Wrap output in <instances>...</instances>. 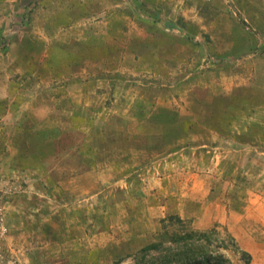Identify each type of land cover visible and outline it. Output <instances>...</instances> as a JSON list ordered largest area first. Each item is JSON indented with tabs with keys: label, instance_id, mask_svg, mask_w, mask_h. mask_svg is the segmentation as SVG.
I'll use <instances>...</instances> for the list:
<instances>
[{
	"label": "rangeland",
	"instance_id": "374dc122",
	"mask_svg": "<svg viewBox=\"0 0 264 264\" xmlns=\"http://www.w3.org/2000/svg\"><path fill=\"white\" fill-rule=\"evenodd\" d=\"M166 106L189 136L144 122ZM100 124L101 184L66 195ZM186 184L197 208L173 223ZM200 229L264 264V0H0V264H161ZM155 241L170 251L141 256Z\"/></svg>",
	"mask_w": 264,
	"mask_h": 264
},
{
	"label": "crops",
	"instance_id": "0c3cea01",
	"mask_svg": "<svg viewBox=\"0 0 264 264\" xmlns=\"http://www.w3.org/2000/svg\"><path fill=\"white\" fill-rule=\"evenodd\" d=\"M169 24H171V26H170V29L167 28L168 31H172V33H173V30H177L176 29V28H178L177 24H174V23L173 24L169 23ZM172 25H174L175 27H172ZM169 35L171 36L172 39H176V38H174L175 35L170 34V33H169ZM162 51H165V50H162ZM196 86L200 87L199 84H196ZM84 116L86 118V117H89L90 114L85 113ZM142 117H143V115H142ZM191 117L192 116H190L189 114H181L178 110L171 109V108H168V106H166V107L156 109L154 111V113H147V115H145V113H144V118H145L144 122H147V123L156 122L157 125L158 124L161 125V128H159V125H158V128L160 131H162L165 122L169 121L170 123H172V127H174V131L179 130L180 131L179 134L181 135V137H185V136H189L191 134V132L194 131V130L190 131V127L191 128L196 127V126H194V123H193V120ZM82 118H83L82 113L79 115L71 116V118H70L72 120L71 123L73 124L78 119H82ZM83 127H84V125H83ZM97 129L100 130V132L98 134L95 131L96 128H93V131L87 130L86 132H85V130H83V132L78 130L79 132H81L83 134L84 137L83 136L82 137L85 139L84 140L85 145H87V148H85V145H84L83 148H81V150L78 151V154H77L80 157V161L83 164L82 167H84L85 169L81 172V175H78V177H74V179H71V181L60 182V184L63 186V189H64L66 195L71 196L70 193L74 194V193H77L79 190L81 191V193H90L91 191H94V190H92L93 187L91 184L90 185L88 183H86L87 185L85 184V182L87 180L89 181V179H91V181H93L94 185L101 184V182L98 181V179L96 178L97 176H95L94 173H95L97 164L100 161H102L101 159H103L102 157L104 156V148H103V146L99 147L98 145H96L97 143L93 144V142H95L96 137H99L100 135H102L104 133V131H106V130L103 129V126L101 124H100V126H98ZM102 130H104V131H102ZM164 133L165 132H162L163 138L165 137ZM169 133L172 134L171 132H169ZM66 134L67 133L61 132V133H59V135L55 136L54 139L57 140L59 138H62V136L66 135ZM66 136H68V135H66ZM110 137H111V139H116V138H114L113 132L110 133ZM159 137L161 138V134H159ZM178 139L174 140L173 144L171 146H168L169 147V150H168L169 153H167V154L171 155V154L177 153L176 147L178 146V141H179ZM113 152L114 151H111V150L109 151L110 157H113V155L115 154ZM153 155L160 156V155H164V154H160V155L153 154ZM166 156H168V155H165V157ZM154 158H156V157H154ZM77 170H79V169H77ZM87 174H92L93 177L88 178ZM67 182H69V184H67ZM77 183H81L80 188H76ZM99 195H100V191H96L93 194H91L90 197H94V196L96 197ZM195 195L196 194L193 192L192 188H189L187 186V184L183 185L182 189H180V198L178 199L180 201V206L182 205V208H180L177 215L173 214V216L171 215L168 219L173 221V223L174 222H177L180 224L185 223L184 219H187L190 216H192L193 215V208H195V207L197 208L196 202L198 200H197ZM141 213H144V211H142ZM223 213H225V211L224 212L223 211L221 212L219 210L217 211V215L220 218H222ZM164 221L166 222V220H164ZM220 222H221V220H220ZM133 227H134V225H133ZM200 230H201L200 232H202V229H200ZM205 230H207V229H205ZM229 237H232V236H229ZM97 239H98L97 237H94V240L96 242L92 246V247H94L93 250H95V249L98 250V248L103 249V248H101L102 246L96 244V243H98ZM157 243H160V242H157V241L152 242L151 244L145 246L144 248H146L152 244H157ZM163 244H164V242H163Z\"/></svg>",
	"mask_w": 264,
	"mask_h": 264
},
{
	"label": "trees",
	"instance_id": "16d2710c",
	"mask_svg": "<svg viewBox=\"0 0 264 264\" xmlns=\"http://www.w3.org/2000/svg\"><path fill=\"white\" fill-rule=\"evenodd\" d=\"M218 236V232L216 230H212L209 232H198V231H190L185 233L184 235H177L172 238L173 243L178 246V250L176 253L173 252L172 255L162 256L161 264H177L180 262L183 264V261L186 264H228L229 259L226 258L225 255L220 253L219 251L207 252L202 245H198L200 242H206L212 244L215 237ZM230 243L233 242L232 238H229ZM234 243V242H233ZM224 247V249H229V245L224 240L221 242V246L219 248ZM236 251H239V248L234 246ZM170 250L166 248L163 243L152 244L142 250L141 256L149 255L153 252L159 253L160 255H164L165 252H169ZM242 256L250 261L251 257L247 253H242ZM136 264H145V262L140 261Z\"/></svg>",
	"mask_w": 264,
	"mask_h": 264
}]
</instances>
